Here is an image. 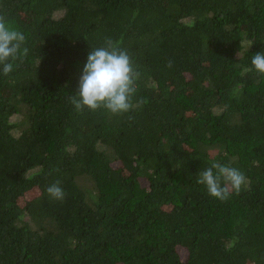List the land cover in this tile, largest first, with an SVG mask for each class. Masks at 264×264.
I'll use <instances>...</instances> for the list:
<instances>
[{"label":"trees","instance_id":"1","mask_svg":"<svg viewBox=\"0 0 264 264\" xmlns=\"http://www.w3.org/2000/svg\"><path fill=\"white\" fill-rule=\"evenodd\" d=\"M0 15L29 50L0 66V264H264V0H0ZM109 38L139 72L134 107L78 112ZM213 161L247 177L225 202L196 182Z\"/></svg>","mask_w":264,"mask_h":264},{"label":"clouds","instance_id":"2","mask_svg":"<svg viewBox=\"0 0 264 264\" xmlns=\"http://www.w3.org/2000/svg\"><path fill=\"white\" fill-rule=\"evenodd\" d=\"M25 42L24 33L7 22L4 15H0V66L5 76L13 72V62H22L27 57L29 50L23 47ZM120 43L109 38L103 46L89 52L79 79L78 92L70 96V102L78 112L85 108L90 111L106 109L118 115L134 107L132 99L137 90L139 72ZM251 64L255 71L264 74V51L252 56ZM196 182L205 186L208 194L221 202L227 201L233 191L239 194L248 183L247 177L239 169L216 161L199 172ZM46 191L54 200L65 197L59 181L49 185Z\"/></svg>","mask_w":264,"mask_h":264},{"label":"rangeland","instance_id":"3","mask_svg":"<svg viewBox=\"0 0 264 264\" xmlns=\"http://www.w3.org/2000/svg\"><path fill=\"white\" fill-rule=\"evenodd\" d=\"M141 185H142L143 187H146V186H148V183L142 181ZM180 252H181V255H182V256H186V252H185L184 250H181Z\"/></svg>","mask_w":264,"mask_h":264}]
</instances>
